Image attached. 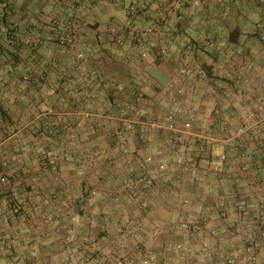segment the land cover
Listing matches in <instances>:
<instances>
[{"label":"crops","instance_id":"0c3cea01","mask_svg":"<svg viewBox=\"0 0 264 264\" xmlns=\"http://www.w3.org/2000/svg\"><path fill=\"white\" fill-rule=\"evenodd\" d=\"M168 2L0 0V30L5 31L8 54L0 52V86L13 74H31L35 86H23L18 100L14 90L0 87L4 111L19 105L26 112L19 123L12 118L4 122L6 134L7 127L35 122L45 130L47 125L75 126L77 137H85L87 120L75 110L104 105L102 101L94 106L93 90L70 87L76 56L50 38L60 31L65 40L74 39L76 47L86 48L90 88L113 85L116 96L109 103L116 110L134 109L150 118L175 109L181 112L160 135L139 130L129 137L120 129L123 121L118 124L121 141L139 148L132 172L138 182L131 190L118 184L119 177L129 174L123 166L65 164L78 148L72 146L75 138L69 130L51 138L42 134L40 142L71 144L63 150L58 146L59 156L67 160L63 166L28 167L24 158L9 169L20 182L8 187L7 200L19 203L22 213L8 210L2 233L15 244L11 252L21 254L27 264H96L101 258V263L118 264L110 256L127 253L141 260L146 256L147 264H222L227 256L247 254H256L257 264H264V0H179L176 16L160 23ZM129 14L133 20L125 27ZM112 27L117 34L110 33ZM163 45L167 53L162 55ZM44 74L66 81L43 90L38 80ZM49 105L58 111L52 121L39 118V113L30 121L29 112H44ZM250 111L257 115L254 126L238 143L227 142L223 128L236 130ZM20 130L8 131L0 142L4 159H11L10 141L18 134L20 147L27 142L26 130ZM175 132L186 142L182 151L187 166H166L161 160L148 166V146L164 142L166 148L165 138ZM141 142L147 143V150ZM223 153L224 171L207 172L208 159ZM197 159L201 161L193 162ZM29 173L36 176L31 191L22 183ZM148 178H154L150 185ZM105 189L122 194L120 202L106 198ZM10 212L20 214L16 231L7 225L14 223ZM27 216L30 220L23 223ZM12 258H7L9 264ZM141 260L137 264H144Z\"/></svg>","mask_w":264,"mask_h":264},{"label":"rangeland","instance_id":"374dc122","mask_svg":"<svg viewBox=\"0 0 264 264\" xmlns=\"http://www.w3.org/2000/svg\"><path fill=\"white\" fill-rule=\"evenodd\" d=\"M127 19V18H126ZM163 23V22H160ZM5 31L4 30H0V43L4 44L6 46L7 43H5V39L3 36V33ZM64 32L60 31V32H54L53 35L50 36V38H54L56 44H58V46H66V48L70 49V51L75 54L76 56V61L75 64L73 65V67L75 68L76 74L71 75L69 82L71 83L70 87L76 89L77 91L80 89H84V90H89L91 92H95L96 93V98H95V105L97 106L99 105V103H101L102 101L104 102L103 104L108 106V107H104L100 106L97 107L98 109H88L85 112L82 111V109H77L75 110L76 115L80 116L81 119H86L87 120V135L81 136L80 138H78V134L76 133V127L75 126H65V127H54V126H48L47 125V129L45 130L44 128H42V126H39L37 124H34L35 122H31L27 124H23L22 126L20 125H16L15 127H7V134L8 131H10L11 133L14 132L15 130H19L21 129L26 130L27 132V142L24 143V145L21 146L20 143V134H18L17 137H14V139H12L11 142V147H12V157L11 159H4L3 157V152H2V145H1V154H0V264H9V260H7V258L9 259L10 257L12 258L13 264H27L25 262L24 258H21L22 255L18 254V255H14L11 252V248L13 246H15V244L12 243V240L10 239V237H8V239H4L3 238V230H4V215L6 213H8V210H16V214H18L19 212H21L22 209L20 208V204L17 203L15 200L12 199V201L7 200L8 197V192L7 189L8 187L11 185L13 186L14 184H19L20 181H18L19 177L17 175H15V173H10L11 169L10 167L14 168L16 166H19L20 162L24 160V158H26L27 161V166L28 167H36V166H46V167H60L62 165V163H64L65 161H67L66 159H62V157L59 156L58 154V146L60 147V150H63L64 147H66L67 145L69 146V144L71 143H61V142H51V141H46L44 140V142H40V140L38 139L39 137H43L42 134L45 137L51 138V137H55L54 135L58 136L61 134L62 131H68L70 132V134H74V145H72L75 149L74 151H76V156L72 157L71 160H69L66 163H70L69 165H77V163H79L80 165H84L86 167H110L113 168V166H123L125 167V171L129 172L128 175H125L124 177H119L118 179V184L120 185V187L122 186L125 190L126 189H130L131 190V186L128 185L130 184L131 181V177L133 178L132 172H135L136 170V165H138L137 163V159L135 158L136 151L137 149H139L138 147H136L137 144L134 143H130L129 141H125L122 142L120 139L121 138V132L120 129L123 131V133L129 137L134 136L135 134H137L139 131L141 130L144 133H153L156 134V132L160 135L162 134L160 131L163 130L165 127L167 126V116L169 114H174V117L172 119V121H175L176 118L178 117V115L181 114L180 109H175L172 111H165V112H161L162 113V117H148L146 112H142L145 115L141 116L140 112L134 109H130V110H123V111H119L116 110L115 107H113L112 105H110L109 100L111 98H115L116 94L113 93V85L107 86L106 88L102 87H92L90 88V86H92V84H88L89 82V78L87 73H85V68L84 64H85V59L87 57V50L86 48H81V47H76V45L74 44V39H67L65 40L63 35L61 34ZM14 35V34H13ZM16 36V32L14 35V39ZM3 38V39H2ZM14 39L12 40L14 44H17V42H14ZM54 41V40H53ZM7 42V41H6ZM9 44V42H8ZM0 52L2 55L8 57V54L5 52L4 47H0ZM13 57V56H12ZM200 69V68H198ZM199 72H201V70H199ZM31 74H13L11 79L7 80V83H4V81L1 84V88L3 87H8L12 90H14L16 92V96H17V100L20 97V91L23 88V86H28V87H35L32 84V79H30ZM47 75V77H46ZM51 74H44V79L38 80V87L40 89L43 90H53L58 86H62L63 83L66 81L64 80H58L54 77H50ZM202 75V74H201ZM64 81V82H63ZM60 84V85H59ZM35 85V84H34ZM181 87V86H179ZM178 87V88H179ZM184 86H182L181 88H183ZM103 88V89H102ZM118 88V87H117ZM122 89V87H121ZM118 89V90H121ZM177 89V88H176ZM93 90V91H92ZM102 90V91H100ZM107 90V91H106ZM116 90V89H114ZM87 91V92H90ZM104 93L103 95H100V92ZM104 91V92H103ZM45 92V91H44ZM113 96V97H112ZM15 99V100H16ZM17 105V104H16ZM18 106H12V109L10 110V112H7L5 117L0 116V142H3L7 136V134L5 133L6 131L4 130L5 126L3 125L4 122H6L8 119L15 120L17 121V123H19V117H21V115L25 114L26 112H23L21 110L18 109ZM47 109L44 112H36V110H33L32 112L28 113V117H30V121L32 120V116L33 119L38 115L39 113V118H44L46 120H50L54 117L57 116V110L53 109V106L49 105L46 107ZM44 113V114H43ZM11 114V115H9ZM43 114V115H41ZM147 116V117H146ZM256 113H254L253 111H250L246 116H244L245 118L242 120L241 124L236 130H234L235 127L231 128L230 131H228V128H223L225 130V133L227 135V137H225V140H227V142H229V140L231 141V143H235L239 140H242L245 132L237 137L235 134L237 133L238 129L241 128L243 125H247L249 126L247 129L251 128L254 126L255 122L253 123L252 120L256 119ZM17 119V120H16ZM39 120V119H37ZM36 120V121H37ZM124 123L123 127H119L120 129H117L116 132V128L117 126H119L118 124L121 123L122 121ZM151 123H157L160 127H150ZM130 124L132 126L131 129H126L125 127ZM121 126V125H120ZM143 128V129H142ZM245 129V131L247 130ZM20 130V131H21ZM119 130V131H118ZM19 131V133H20ZM21 131V132H22ZM218 129H213L212 133L215 136ZM173 133V132H172ZM176 136L177 135H181L180 133L175 132ZM50 134V137L47 136ZM123 136V135H122ZM172 134H169L167 136V138H165V141L171 137ZM182 136V135H181ZM134 140H136L134 138ZM183 141V145L186 146V142L185 140ZM142 143V142H141ZM224 143V142H223ZM147 144V143H146ZM145 143L140 144L139 146H142L143 150H147L148 148V152L151 151L152 148L154 147H161V149L164 150L163 152V158L161 159V163H163L166 166H169L170 164H173L174 166H187V159L185 158V156L183 157V165H180L179 163L176 162L175 157L172 156L174 155V151H172L171 149L169 150L168 147H165V143H160L157 144L156 146L153 147H149L148 145H146ZM236 144V143H235ZM25 148H24V147ZM148 146V148L146 147ZM164 146V147H163ZM15 148V151H14ZM25 152V155H22L21 151ZM50 150H54V154L49 155L48 152ZM56 150V151H55ZM66 150V149H65ZM83 150L85 151V153L83 152ZM51 152V151H50ZM147 152V153H148ZM85 154V155H84ZM147 155V154H146ZM145 155V156H146ZM62 156V154H61ZM145 159V158H144ZM65 160V161H64ZM158 160V159H157ZM157 160H155V163L151 165L152 166H156V162ZM201 160L197 159V160H193V162L199 163ZM21 162V163H22ZM192 162V161H191ZM64 165V164H63ZM62 165V166H63ZM133 170V171H131ZM117 175H114L113 177H115ZM35 178L36 176L33 174L27 175L26 177H24V181L22 182L23 184L26 185V187L24 189H28V191H31L30 186H32V184L35 182ZM106 178V176H105ZM116 179V178H115ZM127 182V183H125ZM14 187V186H13ZM18 189V185L16 186ZM33 189V188H32ZM108 190V189H107ZM106 189L104 190L105 192V197L109 198L111 200H113V202L118 203V201L120 202V197L122 194L119 193H113V191L111 192L110 190L107 191ZM123 194H126L128 197H130V192L126 193L124 192ZM5 200V201H4ZM144 201V200H143ZM143 205V204H142ZM143 208H149L150 206L147 204L143 205ZM22 213V212H21ZM9 221L12 222L11 220H13L14 223H8L7 225L9 227L12 226V228L15 230L19 229V225L15 222H18V217L19 215H12V213H9ZM21 214V218H22ZM23 219V218H22ZM27 219V220H26ZM30 220V217L27 216L25 217V221H21L23 223L28 222ZM26 225H31V223H28ZM15 230V231H16ZM14 242L18 240L14 239ZM26 241V240H24ZM16 243V244H17ZM5 253H8V255H6ZM21 253V252H19ZM13 255V256H12ZM15 256V258H14ZM113 256V257H112ZM110 256L111 258H118V260H114L116 263L118 264H137V263H141L140 259H137L136 256H131L130 253L124 254V256H116V255H112ZM91 257V256H90ZM147 258L146 256L144 257L143 260H141L142 262H144V264H147L145 262H147ZM104 261V259L101 258V262ZM99 261V263L96 264H104L101 263ZM105 262V261H104ZM258 262V256H256V254H247V255H239V256H227L222 260V264H257Z\"/></svg>","mask_w":264,"mask_h":264},{"label":"built area","instance_id":"2783aa9c","mask_svg":"<svg viewBox=\"0 0 264 264\" xmlns=\"http://www.w3.org/2000/svg\"><path fill=\"white\" fill-rule=\"evenodd\" d=\"M179 5V0H169V2L164 6V11L163 13H161L158 17V21L159 22H167L169 19L171 18H174L176 16V10H177V7ZM130 10V14L133 13L134 11V7H130L129 8ZM132 16H129L127 19H126V22H125V27H129L131 26V23H132ZM110 33L115 35L117 34V30L115 27H112L110 29ZM148 51H149V48H147L145 51H143L141 53V56L143 58H146L147 55H148ZM160 53L163 55V54H166L167 53V46H162L160 48ZM181 76H188L189 74H180ZM119 89H121V86L119 87ZM174 117V114H169L167 116V120L168 122H171L172 119ZM150 127L154 128V127H160L157 123H151L150 124ZM165 128H167L166 126H164ZM249 126L247 125H243L241 128L238 129L237 133L235 134L237 137L241 136L244 132H245V129H247ZM126 129H131L132 126L130 124H128L126 127ZM167 147L169 149H171L172 151H174V157H175V160L177 163H179L180 165H183V157H184V153L182 151V147L183 146V141H182V137L180 135H175L173 137H169L167 139ZM163 152L164 150L161 149V147H154L151 149L150 152L147 153V155L145 156V162L148 166L152 165L155 163V160H157L158 162H160V160L163 158ZM226 159H227V155L226 154H220V155H216V156H211L208 161H207V164H206V171L207 172H223L224 171V168H225V163H226ZM157 164V163H156ZM182 167H185V166H182ZM133 171V170H131ZM135 176V177H134ZM133 178L131 177V181H130V186H136L137 182H138V178H137V175H134ZM155 178V177H154ZM153 178V179H154ZM151 178H148L146 180V183L148 185H150L152 183V180ZM127 183V182H125ZM186 202V201H185Z\"/></svg>","mask_w":264,"mask_h":264},{"label":"trees","instance_id":"16d2710c","mask_svg":"<svg viewBox=\"0 0 264 264\" xmlns=\"http://www.w3.org/2000/svg\"><path fill=\"white\" fill-rule=\"evenodd\" d=\"M128 16H130V14H129ZM2 39H3V38H2ZM11 41H12V40H11ZM0 47H3V44H1ZM14 56H17V55L15 54ZM6 113H7V112L4 111V110L0 107V116L5 117V116L7 115Z\"/></svg>","mask_w":264,"mask_h":264}]
</instances>
